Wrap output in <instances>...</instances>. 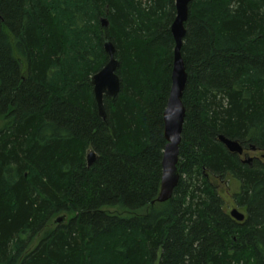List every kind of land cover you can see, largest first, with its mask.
Returning a JSON list of instances; mask_svg holds the SVG:
<instances>
[{"label": "trees", "instance_id": "obj_1", "mask_svg": "<svg viewBox=\"0 0 264 264\" xmlns=\"http://www.w3.org/2000/svg\"><path fill=\"white\" fill-rule=\"evenodd\" d=\"M174 17L175 0H0V264H264V0H190L179 181L157 203Z\"/></svg>", "mask_w": 264, "mask_h": 264}, {"label": "water", "instance_id": "obj_2", "mask_svg": "<svg viewBox=\"0 0 264 264\" xmlns=\"http://www.w3.org/2000/svg\"><path fill=\"white\" fill-rule=\"evenodd\" d=\"M190 0H175V17L171 23L170 31L174 39L173 66L171 71V85L168 99L163 111V134L166 144L163 149L161 159V180L160 189L156 198L157 203H162L171 198L174 188L179 181V173L177 163L179 159V146L181 142V133L185 118V107L182 103V94L186 84V71L180 54V47L185 34L184 23L187 19L188 4ZM101 24L106 26L107 20L102 18ZM103 49L108 56L104 66L90 78L93 96L96 103L97 111L100 117L105 118V109L103 99L114 98L119 91V76L116 70L119 66L118 60L114 57L115 49L109 40L103 43ZM219 141L225 148L231 152L241 155L243 153L242 145L236 141L218 136ZM254 150V146L250 147ZM264 157V155H263ZM95 159L93 151H89L86 155L87 164L90 165ZM251 158L242 159L247 163ZM232 219L241 222L245 218V214L237 208L229 211ZM66 215L57 216L53 223L60 224L64 222Z\"/></svg>", "mask_w": 264, "mask_h": 264}, {"label": "rangeland", "instance_id": "obj_3", "mask_svg": "<svg viewBox=\"0 0 264 264\" xmlns=\"http://www.w3.org/2000/svg\"><path fill=\"white\" fill-rule=\"evenodd\" d=\"M249 156H253L252 152L249 153ZM238 188H239V185L237 183V180L235 179H228L226 182L222 183L221 193H222L223 199L225 200L227 204V211H229L231 206L235 204L233 201L232 195L234 192L238 191Z\"/></svg>", "mask_w": 264, "mask_h": 264}, {"label": "flooded vegetation", "instance_id": "obj_4", "mask_svg": "<svg viewBox=\"0 0 264 264\" xmlns=\"http://www.w3.org/2000/svg\"><path fill=\"white\" fill-rule=\"evenodd\" d=\"M249 151L252 152L253 156H249V153H250ZM249 151H244L243 150L244 153L241 154L242 155V159L251 158L250 161L247 162V163H251L253 159L257 158V155L259 153V151H256L255 149L254 150L249 149ZM233 208H237L239 211L243 212L246 215L245 211H243L242 209H240L236 204H233V206H231V208L229 209V211L231 209H233ZM229 211H227V212L229 213Z\"/></svg>", "mask_w": 264, "mask_h": 264}, {"label": "bare ground", "instance_id": "obj_5", "mask_svg": "<svg viewBox=\"0 0 264 264\" xmlns=\"http://www.w3.org/2000/svg\"><path fill=\"white\" fill-rule=\"evenodd\" d=\"M174 51V50H173ZM186 76H187V74H186Z\"/></svg>", "mask_w": 264, "mask_h": 264}]
</instances>
